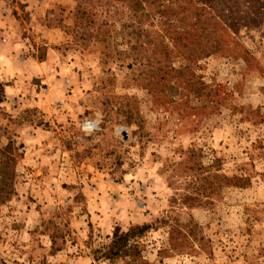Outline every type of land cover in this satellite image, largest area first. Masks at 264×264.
Instances as JSON below:
<instances>
[{
  "label": "rangeland",
  "instance_id": "1",
  "mask_svg": "<svg viewBox=\"0 0 264 264\" xmlns=\"http://www.w3.org/2000/svg\"><path fill=\"white\" fill-rule=\"evenodd\" d=\"M7 137L0 264H264V0H0Z\"/></svg>",
  "mask_w": 264,
  "mask_h": 264
},
{
  "label": "trees",
  "instance_id": "2",
  "mask_svg": "<svg viewBox=\"0 0 264 264\" xmlns=\"http://www.w3.org/2000/svg\"><path fill=\"white\" fill-rule=\"evenodd\" d=\"M8 142L6 145L2 146L0 148V165H4L3 170L0 171V176L3 173H6V166L14 165L17 162V159L20 158L23 155V152H20V150L24 147L23 144H20L19 147L16 146L15 141L12 140L11 137H7ZM187 154L190 156L189 159L192 157L199 158L200 155H202L201 150L196 149H190ZM190 161V160H189ZM195 163V162H194ZM200 168L195 171H193V176L199 173H202L201 171H210L211 166L209 167H203L201 163L196 162L194 168ZM200 171V172H199ZM200 178V177H199ZM209 176L201 178L202 185L201 188H195L192 189V191H189V193H184L180 199L181 205H186L188 207H192L196 204H199V202L202 201V197L205 196L207 190H208V183H209ZM217 178V177H216ZM6 185H0V202L7 201L10 197L9 195H5L3 197L1 194L5 192V194H10V191H7ZM172 227V225H171ZM152 228L151 224H144V225H137L132 226L129 228L128 231L122 232L121 230L117 229L114 233L112 242L103 247L101 250L97 251L99 257L105 258L108 260L111 259H119V258H125L129 259V264H133L137 261V256H139V243L138 239L142 237L147 231H149ZM173 230H171V234L173 235L175 232L176 227H172Z\"/></svg>",
  "mask_w": 264,
  "mask_h": 264
}]
</instances>
